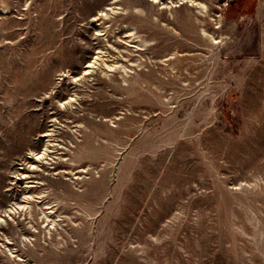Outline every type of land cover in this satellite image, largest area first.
Segmentation results:
<instances>
[{
    "label": "rangeland",
    "instance_id": "1",
    "mask_svg": "<svg viewBox=\"0 0 264 264\" xmlns=\"http://www.w3.org/2000/svg\"><path fill=\"white\" fill-rule=\"evenodd\" d=\"M0 264H264V0H0Z\"/></svg>",
    "mask_w": 264,
    "mask_h": 264
},
{
    "label": "bare ground",
    "instance_id": "2",
    "mask_svg": "<svg viewBox=\"0 0 264 264\" xmlns=\"http://www.w3.org/2000/svg\"><path fill=\"white\" fill-rule=\"evenodd\" d=\"M152 1H155V2H157L158 0H152ZM102 13L103 14H106V12L105 11H102ZM92 65V62H89V64H88V66L87 67H90ZM42 156V153L41 152H39V153H36V157L37 158H39V157H41ZM35 168V166H33L32 167V169H34Z\"/></svg>",
    "mask_w": 264,
    "mask_h": 264
}]
</instances>
